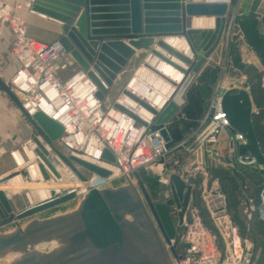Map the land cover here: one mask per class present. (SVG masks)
Returning a JSON list of instances; mask_svg holds the SVG:
<instances>
[{"label": "water", "instance_id": "1", "mask_svg": "<svg viewBox=\"0 0 264 264\" xmlns=\"http://www.w3.org/2000/svg\"><path fill=\"white\" fill-rule=\"evenodd\" d=\"M31 11L62 25L59 43L78 67L88 72L98 88L97 99L104 102L108 89L136 51L149 50L156 40L158 47L187 63L188 75L196 73L222 35L228 4L186 0H34ZM200 17L212 18L214 28L190 29L192 18ZM166 37L183 38L194 60L187 61L163 44L161 40ZM151 52L157 55L155 51ZM0 92L80 182L86 183L87 179L78 167L100 177L109 175L108 171L81 159L66 157L56 146L63 128L40 112L30 116L1 79ZM122 93L154 116L149 127L151 131L161 130L163 136L167 135L164 125L178 110L175 96L158 113L127 90L123 89ZM220 104L230 128L245 138V143L238 146L239 156L247 155L249 160L264 168V156L252 125V103L248 93L227 90L222 94ZM113 106L136 123L146 126L127 109L118 104ZM33 142L36 145L34 153L40 160L38 169L44 180L49 178L46 169L58 178L57 171L47 158L48 152L35 137ZM102 159L114 163L113 156L106 149ZM124 179L126 184L115 189L88 187L74 212L54 218L34 219L24 228L18 223L21 219L67 203L74 199V193L59 196L51 190L49 199L15 214L5 192L0 190V226L13 223L16 227L13 233L0 235V257L8 251L22 253L10 264H171L165 244L175 239L176 228L168 209L174 207L177 210L176 226H181L191 199L192 186L172 174L168 178L171 199L152 204L141 185L138 189L129 177ZM6 181L2 179L0 183ZM52 239L59 241L61 247L47 253L31 249L42 241Z\"/></svg>", "mask_w": 264, "mask_h": 264}, {"label": "rangeland", "instance_id": "2", "mask_svg": "<svg viewBox=\"0 0 264 264\" xmlns=\"http://www.w3.org/2000/svg\"><path fill=\"white\" fill-rule=\"evenodd\" d=\"M205 1L195 0L194 2L202 3ZM227 4L228 12L225 16L222 35L218 43L209 53L208 57L205 58L200 69L192 74L185 87H182L180 84L184 79V75L186 78L190 77L188 75L189 72H185L184 75L178 72V77L182 75V79L178 81V77L170 79V75H164L162 71H158V67L163 62L151 55V50L156 46L153 45L149 50L142 49L136 52L122 73L108 89L104 102L106 105H109L117 99L123 89L133 79L136 70L142 65L160 73L175 84L173 85L175 95L180 93L182 102L178 106L177 112L164 125L170 137L168 146L173 148L182 141L187 142L184 147L174 149L167 157L152 166L139 169L130 176V179L138 189H140L139 185H141L150 202L155 204L171 199L168 178L172 174L178 175L186 184L192 186L191 199L185 213L186 218L189 219V211L191 209L199 211L208 228L218 235V246L222 255L226 253L225 249L227 247V249L229 248L227 251L231 252L235 250L236 252H241L242 264H264V222L259 221L256 216L264 171L256 164L246 167L234 166L231 169L215 167L212 160H208V167L202 169L201 165L196 162L197 158H195V154L197 153V149H193L190 146L194 134L201 128L203 117L208 110L211 100L227 90H244L248 93L252 103V125L258 146L264 156V42L254 41L252 37H249L250 43L254 46L256 45L258 48V53L255 52L253 47L246 41L241 31V26L237 19H235V16L239 15L240 12L244 14L248 10H256L258 14L262 15L258 19V28L264 38V0H228ZM165 53L169 54L167 51ZM258 54L261 59L258 57ZM64 61H66V58L62 60V62ZM187 67L189 66L187 65ZM76 68L75 64L67 65L65 70H62L59 75L65 79ZM4 69H0V79L8 84L10 79L7 74H3ZM170 69L172 68L170 67ZM2 95L6 97L3 93ZM32 132L33 137L48 152L47 158L55 170L59 169L60 172H66L64 165L50 151L46 144L35 135L33 130ZM33 137L30 138L27 135L25 141L17 149L12 150L10 153L4 152L0 154L1 180H10L15 175H20L22 179V183L19 185L9 186L6 185L7 182L0 183V190H5L4 192L14 213L43 202L39 201L36 197V192L40 188L50 189L51 191L55 187L58 189L56 194L60 195L66 189L73 186L72 183H75L66 176V173L61 175L60 172H57L59 175L57 178L47 169L48 180H44L41 174V176L35 179L29 177L28 168L40 163L39 157L34 153L36 145L33 142ZM25 142H30L29 146H25ZM56 146L60 151L64 152L57 143ZM186 147L193 149V151H186ZM29 152L31 156L28 155ZM15 153L19 154L22 158L23 164L21 166L16 165L14 161L13 155ZM61 179L63 181H59ZM122 184H125L123 180H117L111 183L109 188ZM80 199L81 197H74V199L67 203L21 219L18 223L21 228H24L34 219L54 218L74 212L79 206ZM211 208L213 210L223 208L224 212L220 214L227 216L225 220L226 226H214L210 218L209 210L211 211ZM169 211L173 213L175 209H169ZM174 224L176 233L183 231V229H177L176 220ZM15 230L16 227L13 223L5 224L0 226V235H8ZM56 241L53 239L42 241L31 249L38 253H47L51 249L59 248L58 246L61 243ZM20 254L22 253L8 251L0 257V264H10L21 257Z\"/></svg>", "mask_w": 264, "mask_h": 264}, {"label": "built area", "instance_id": "3", "mask_svg": "<svg viewBox=\"0 0 264 264\" xmlns=\"http://www.w3.org/2000/svg\"><path fill=\"white\" fill-rule=\"evenodd\" d=\"M18 9V6L0 1V29L5 27L10 30V56L17 65L8 83L10 90L30 116L39 112L47 116L44 109L49 110L50 116L47 117L63 128L56 143L66 157H76L109 172L107 177H100L78 167V171L87 179L86 183H82L64 166L66 172L72 175V178L67 177L79 183V187L71 186L60 195L73 192L74 197L83 198L88 187L100 190L109 188L117 180L125 182V176L130 177L139 169L148 168L167 157L174 149L184 147L187 141L170 148L168 134L163 136L161 130H150L152 119L145 122L137 116L146 124L142 126L115 109L114 104L121 106L125 103L123 93L109 105L100 102L96 97L98 88L88 72L77 66L58 40L46 45L36 43L27 36L26 24L16 13ZM65 58L66 61L62 62ZM70 64H75L76 70L65 79L61 78L59 73ZM95 76L103 85L97 74ZM219 97L211 100L201 128L191 141L190 146L197 149L196 162L202 169L208 167V160H212L215 167L225 169L255 165L247 155L239 156L238 146L245 143V138L230 128ZM42 102L44 107L41 106ZM29 143L25 142L24 145L29 146ZM222 144L225 145L224 151ZM105 149L113 156V164L102 159ZM193 149L186 147L188 152ZM189 212V219L184 216L182 225L177 226L178 230L183 231L177 232L175 239L165 244L171 264H242L240 251L230 252L226 247V253L222 255L218 235L208 228L198 210L191 209ZM209 212L215 227L227 225V216L220 214L224 212L223 208H211ZM256 216L264 222V178Z\"/></svg>", "mask_w": 264, "mask_h": 264}, {"label": "bare ground", "instance_id": "4", "mask_svg": "<svg viewBox=\"0 0 264 264\" xmlns=\"http://www.w3.org/2000/svg\"><path fill=\"white\" fill-rule=\"evenodd\" d=\"M206 1L210 2V3H227V0H206ZM190 26H191L190 29H193V30H212L214 28V20L212 18H203V17L192 18V20L190 22ZM161 41L163 44H165L171 50L175 51L176 53L178 52V54L181 53L180 55L182 57L186 58L187 61L192 62L190 60L194 59L192 53L189 50L188 44L186 43V41L183 38H181V37H166ZM153 45H156L155 41L153 42V44L151 46H153ZM163 50H164L163 48H160L158 46L156 48H154L153 50H151V51H155L157 53V55H159L161 57V59L157 55L153 54V56L156 57L161 62H163L162 65H160V67H158V71H162V73H164V75H170V79H176V77H178V72L182 75H184L185 72H188L189 67H187V63H184L183 61H181L180 59H178L174 55L172 56V54L169 53L168 51L167 52L169 54H166L165 53L166 50H164V51ZM151 55H152V52H151ZM170 67L172 69H170ZM182 75H180V77H178V81H180V79H182ZM191 76L192 75H190V77L186 78V76L184 75V79L180 85H182V87H185L187 85V83L189 82ZM103 85L105 88H107L104 83H103ZM173 85H175V84L173 82H171L169 79L162 76L160 73H157L154 70H152L151 68H148V67L142 65L141 67H139L136 70L133 79L129 82V84L125 88V90H127L131 95L137 97L140 101H143L145 104H147L149 107H151L152 109H154L156 112L159 113V112L163 111V109L166 106V104L168 103V101L175 95V88ZM222 94L220 95V97L222 96ZM123 97H124L123 99L125 101L124 104L121 103L122 104L121 106L123 108H125V106H126V108L133 111L136 116L140 117L145 122H148L151 119H152V121H154V116L150 112H148L147 110H145L144 108L139 106L137 103L132 101L129 97H127L125 95ZM220 97H219V102H220ZM174 102L176 103L177 106H179L181 104L182 100L180 99V93H177V95H175ZM41 106H43V107L45 106L44 102H42ZM44 111H45V114L47 116H50L48 109H44ZM28 155L31 156V153L29 152ZM13 157H14V155H13ZM17 161H20V159H18ZM28 169H29L28 173H29L30 178H36L37 175L38 176L40 175V171L38 169L37 164L30 166ZM63 173L64 174L66 173V176H69L70 178H72V175L70 173L62 171V175H63ZM17 177H20V175H15L10 180L17 178ZM127 177H129V176H127ZM20 179H21V177H20ZM129 179H130V177H129ZM10 180H7L6 182H9ZM0 181H1V178H0ZM15 181H17V183H18L19 182L18 178ZM59 181H63V179H61ZM21 182H22V179H21ZM76 183L77 182H75L74 184L72 183V185H75ZM125 184L119 185L117 187H122ZM52 185H55V184H52ZM117 187H114L112 189H115ZM53 189H54L53 191H55V193L58 192V189H56L55 187H53ZM47 194H48V197H46L42 200L39 199L40 197L41 198L45 197ZM5 195H6V193H5ZM36 197H37V199H39V201H45V200L49 199L50 198V189H46V188L38 189L36 192ZM6 198L8 199L7 195H6ZM58 247H61V245H59ZM51 251H52V249H51ZM21 255L22 254H20V256Z\"/></svg>", "mask_w": 264, "mask_h": 264}, {"label": "crops", "instance_id": "5", "mask_svg": "<svg viewBox=\"0 0 264 264\" xmlns=\"http://www.w3.org/2000/svg\"><path fill=\"white\" fill-rule=\"evenodd\" d=\"M4 3L16 7L19 9L16 11L17 15L24 20L26 24V33L27 36L34 40L36 43L41 44H52L53 42L60 39L62 36L61 27L62 25L54 20L43 17L42 15L33 13L31 11V7L34 3V0H0ZM251 14L258 19L262 17V15L258 14L256 10H248L245 14ZM12 40V35L8 28L0 29V69H4L3 74H7L9 79L15 72L17 65L15 61L10 56V44ZM156 46H154L155 48ZM136 54V53H135ZM78 66V65H77ZM72 69L71 66H69ZM65 78V77H64ZM6 79V78H5ZM5 98V99H3ZM19 111L14 107L11 101L7 97H3L0 92V154L1 153H10L12 150L17 149L24 141L27 135L30 138L33 137V132L31 126L28 122L21 117ZM223 151L225 150V145L222 144ZM17 155V156H16ZM20 159V161H17ZM14 161L16 165L21 166L23 163L22 158L19 154H14ZM60 172V170H57ZM38 173V172H37ZM39 174V173H38ZM62 175V171L60 172ZM40 176V175H39ZM37 175V177H39ZM18 178L19 182L15 181ZM14 178L7 182L6 185H19L21 184L20 177ZM35 179V178H32ZM79 183H76L75 187L78 186ZM57 189V188H56ZM57 191V190H56ZM47 193V192H46ZM48 197V194L45 197H40L42 200Z\"/></svg>", "mask_w": 264, "mask_h": 264}, {"label": "trees", "instance_id": "6", "mask_svg": "<svg viewBox=\"0 0 264 264\" xmlns=\"http://www.w3.org/2000/svg\"><path fill=\"white\" fill-rule=\"evenodd\" d=\"M235 19H237L238 23L240 24L241 31H242L243 35L245 36L246 41L248 42V44L251 47H253L255 52H257V49H258L257 46L256 45L254 46L252 43H250L249 37H252L254 39V41L264 42L263 35H262V33H260L259 28H258V21L250 13L249 14H245V13L243 14L241 12L239 13V15L235 16ZM258 57L261 59L259 54H258Z\"/></svg>", "mask_w": 264, "mask_h": 264}, {"label": "flooded vegetation", "instance_id": "7", "mask_svg": "<svg viewBox=\"0 0 264 264\" xmlns=\"http://www.w3.org/2000/svg\"><path fill=\"white\" fill-rule=\"evenodd\" d=\"M169 209H175V208L171 207ZM169 215H170L171 219L173 220V222H175V220H176V223H177V210L175 209V212H173V213L169 211Z\"/></svg>", "mask_w": 264, "mask_h": 264}]
</instances>
